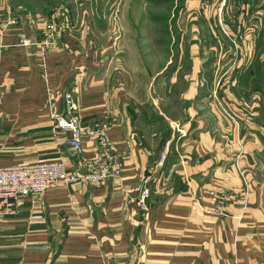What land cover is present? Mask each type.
I'll return each mask as SVG.
<instances>
[{"label": "crops", "instance_id": "1", "mask_svg": "<svg viewBox=\"0 0 264 264\" xmlns=\"http://www.w3.org/2000/svg\"><path fill=\"white\" fill-rule=\"evenodd\" d=\"M28 4L0 18V126L30 137L0 149L13 152L0 153V165L61 159L77 168L68 134L52 124L70 93L82 125L110 123L121 173L20 198L15 214L0 215V264H264V97L238 79L246 66L209 89L192 48L180 78V66L149 76L121 48H81L85 34L63 27L64 9L38 17ZM55 14L61 25L42 48ZM96 145L83 135L87 156ZM143 186L146 210L133 201ZM216 198L221 214L210 211Z\"/></svg>", "mask_w": 264, "mask_h": 264}, {"label": "rangeland", "instance_id": "2", "mask_svg": "<svg viewBox=\"0 0 264 264\" xmlns=\"http://www.w3.org/2000/svg\"><path fill=\"white\" fill-rule=\"evenodd\" d=\"M25 1L0 0V18L12 20L18 13L22 15L26 10ZM28 1L31 9L37 10L38 17L51 15L55 8L64 9L68 22L62 25L71 27V31L76 28L78 35L85 34L80 41L85 51L89 48L100 53L108 46V50L115 52L121 48L127 54L128 62L139 65L149 76L161 69L162 76L180 66V78L181 73L184 75L190 70V52L195 48L193 54L202 61L200 77L208 80L209 89L233 67L245 65L246 69L238 79L257 84V94L264 97V0ZM15 6H20L17 7L19 11ZM58 18V14L45 18L57 23L53 34L61 25ZM74 19L76 26L71 23ZM44 30L46 32V26ZM246 49L248 53L244 54ZM168 60L169 65L166 64ZM213 64L218 66L213 67ZM183 84L180 79L175 89ZM212 92L218 95L216 88ZM14 131V126H0V149H10L30 139L13 134ZM0 153L13 152L3 150ZM219 201L223 207V201L216 198V204Z\"/></svg>", "mask_w": 264, "mask_h": 264}, {"label": "built area", "instance_id": "3", "mask_svg": "<svg viewBox=\"0 0 264 264\" xmlns=\"http://www.w3.org/2000/svg\"><path fill=\"white\" fill-rule=\"evenodd\" d=\"M55 27V21L49 20L46 25L45 38L40 43L42 48L49 44ZM65 102L66 112L64 114L53 113L52 124L54 129L68 134L66 143L78 156L77 168L68 170L61 159L0 165V215L15 214L19 199L28 195L39 198L45 191L52 188L64 187L74 182L98 184L120 175L121 166L118 154L113 151L106 137L110 123L96 121L83 126L76 114L78 105L70 93L65 95ZM84 134L93 136L97 143L91 156H87L84 152ZM163 160L164 154L161 155L158 164L161 165ZM149 195V187L143 186L133 200L139 209H147L146 200ZM222 208V202L219 201L210 211L221 214ZM31 218L41 219L42 214H34Z\"/></svg>", "mask_w": 264, "mask_h": 264}]
</instances>
